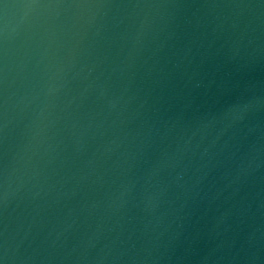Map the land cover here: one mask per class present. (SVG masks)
Wrapping results in <instances>:
<instances>
[{
	"label": "water",
	"instance_id": "95a60500",
	"mask_svg": "<svg viewBox=\"0 0 264 264\" xmlns=\"http://www.w3.org/2000/svg\"><path fill=\"white\" fill-rule=\"evenodd\" d=\"M0 264H264V0H0Z\"/></svg>",
	"mask_w": 264,
	"mask_h": 264
}]
</instances>
